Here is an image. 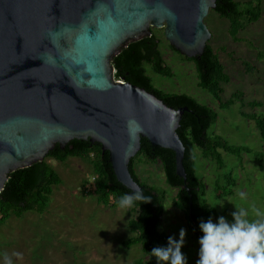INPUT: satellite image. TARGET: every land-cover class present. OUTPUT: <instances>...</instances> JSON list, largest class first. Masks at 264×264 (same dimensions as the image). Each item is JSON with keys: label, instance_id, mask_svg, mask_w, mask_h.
<instances>
[{"label": "water", "instance_id": "95a60500", "mask_svg": "<svg viewBox=\"0 0 264 264\" xmlns=\"http://www.w3.org/2000/svg\"><path fill=\"white\" fill-rule=\"evenodd\" d=\"M217 0H0V194L11 173L57 145L90 141L109 153L119 183L141 191L130 161L141 139L175 153L185 111L115 79L112 60L130 42L164 29L181 55L199 58L212 38Z\"/></svg>", "mask_w": 264, "mask_h": 264}, {"label": "rangeland", "instance_id": "374dc122", "mask_svg": "<svg viewBox=\"0 0 264 264\" xmlns=\"http://www.w3.org/2000/svg\"><path fill=\"white\" fill-rule=\"evenodd\" d=\"M240 9H251L248 0H237ZM246 4V5H245ZM262 17L253 24H244L240 41L229 34L230 22L211 10L205 24L212 33L209 44L218 54L230 82L223 84L220 100L207 90L199 87L197 69L170 48L164 37V29H154L161 38L160 49L173 77L155 74L150 65H145L153 85L167 93L188 94L201 104L207 105L218 114L217 122L208 130L209 135L221 136L229 145L244 146L253 151L242 156L221 151L225 167L218 169L215 161L202 157L196 150L197 176L206 185L205 198L215 207L218 216L231 221V213L236 208L249 210L251 219H256L252 208L264 212V140L255 121L242 114L264 115V0H261ZM256 67L255 73H247L244 62ZM242 92L245 103L257 101L262 106L250 108L236 101L227 109L220 108L233 95ZM263 154L257 161L256 154ZM137 158V174L147 184L153 186L164 197V210L158 231L179 239V231L187 232L182 252L188 264H196L199 259V239L189 229L184 211L175 206L178 189L166 183L160 163L144 164ZM62 179V184L54 187L53 195L46 211L42 214L27 212L22 217L11 216L0 226V264L7 255L12 264H133L136 260L149 261L142 246L124 248L122 243L134 234L129 222L136 217L132 208L107 207L97 202L94 194L86 191L95 189L93 168L90 162L81 158H68L65 162L48 159ZM232 173L237 183L233 194L220 198L218 184L226 185L224 174ZM86 187V191L85 188ZM90 187V188H89ZM222 191V189H221ZM244 193L245 198L240 197ZM223 204V206H219ZM236 207V208H235ZM158 246H167L160 243ZM19 254V255H16Z\"/></svg>", "mask_w": 264, "mask_h": 264}, {"label": "trees", "instance_id": "16d2710c", "mask_svg": "<svg viewBox=\"0 0 264 264\" xmlns=\"http://www.w3.org/2000/svg\"><path fill=\"white\" fill-rule=\"evenodd\" d=\"M246 4L251 5L252 8L245 11L241 10V4L237 0H217L216 3L214 11L222 18L229 20V34L235 41H240L238 36L244 29V24L256 23L262 17L261 0H248ZM152 32V36L130 42L113 58L112 64L115 67V79L144 88L169 107L174 109L186 107L188 109L184 112L180 127L177 130L185 146L183 164L187 178L185 181L177 175L175 153L173 151L153 146L147 139H141V149L131 159L130 171L134 180L140 186L141 192L145 196L150 197L152 202L147 204H143V202L135 203L133 209L136 212V217L129 222L130 230L134 236L124 241L122 245L124 248H130L134 245L142 246L143 252L149 257V261L136 260L133 264H157L155 257L151 256L150 252L157 244L163 243L167 245L168 237H170L158 231L164 210V197H161L153 186L139 178L136 170L137 158H143L139 163L161 164L166 183L178 189L175 206L185 212L190 231L199 239L203 235L199 228L200 222L209 219L213 220L219 214L215 208L208 204L205 198L206 185L197 176V156L195 151L198 149L201 151L203 158L215 161L220 170L225 167L221 151L236 156L253 153L248 147L232 146L221 136L208 134V130L217 122L218 118L217 112L211 107L201 104L188 94L167 93L153 85L152 78L148 76L145 65H150L155 74L163 77L172 78L173 72L165 62L160 49L161 38L155 30H152ZM170 48L180 54L171 45ZM181 56L188 61L194 62L197 69L199 87L207 90L220 100V94L223 93L222 85L229 83L230 77L226 74L224 65L220 62L218 54L213 47L208 44L199 58L190 59L186 56ZM243 64L247 73H255L256 67L246 61ZM236 101H241L243 105L254 109L262 106L257 101L245 103L243 93L238 92L226 102H221L220 108L227 109ZM242 116L255 121L264 140V115L258 116L256 114L243 113ZM68 158H81L90 162L93 168L95 189L86 191L87 186H84V188L88 194L96 196L98 203L107 207L117 208V201L123 194H133L132 191L117 181L109 161V153H103L100 144L73 140L64 150L57 145L43 161L10 174L0 194V226L11 216L20 218L27 212L42 214L46 211L53 195L54 187L62 184L61 177L47 160L54 159L63 163ZM262 158V152L256 154L255 159L257 161H261ZM222 179H225L226 185L221 186L218 184L217 186L220 198L232 195V189L237 183L232 173L224 174Z\"/></svg>", "mask_w": 264, "mask_h": 264}, {"label": "clouds", "instance_id": "9594fccd", "mask_svg": "<svg viewBox=\"0 0 264 264\" xmlns=\"http://www.w3.org/2000/svg\"><path fill=\"white\" fill-rule=\"evenodd\" d=\"M240 197L245 198L243 192ZM136 202L147 204L152 201L150 197L137 191L123 194L117 201V206L128 209ZM219 206L222 207L223 204ZM252 211L256 219L250 218L249 210L236 208L231 213V221L224 216H220L217 222L212 219L201 221L199 228L203 235L198 241L199 259L196 264H264V212L255 207ZM186 235V230L181 228L178 240L173 236L168 237L167 246L154 247L150 255L155 257L157 264H188V258L182 252ZM4 264H12L7 255L4 256Z\"/></svg>", "mask_w": 264, "mask_h": 264}, {"label": "flooded vegetation", "instance_id": "af4514ba", "mask_svg": "<svg viewBox=\"0 0 264 264\" xmlns=\"http://www.w3.org/2000/svg\"><path fill=\"white\" fill-rule=\"evenodd\" d=\"M216 3H217V2H216ZM215 9H216V8H215ZM215 9H214V10H215ZM153 30H154V29H153ZM152 33H153V32H152ZM212 37H213V36H212ZM211 40H212V38H211ZM211 40H210V41H211ZM210 41H209V42H210ZM208 44H209V43H208Z\"/></svg>", "mask_w": 264, "mask_h": 264}, {"label": "built area", "instance_id": "2783aa9c", "mask_svg": "<svg viewBox=\"0 0 264 264\" xmlns=\"http://www.w3.org/2000/svg\"><path fill=\"white\" fill-rule=\"evenodd\" d=\"M90 188V187H89ZM93 190V189H92Z\"/></svg>", "mask_w": 264, "mask_h": 264}]
</instances>
